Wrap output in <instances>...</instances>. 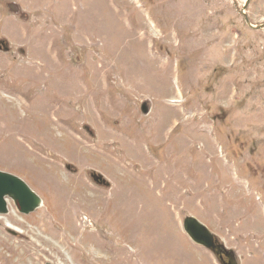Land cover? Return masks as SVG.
Wrapping results in <instances>:
<instances>
[{
  "label": "rangeland",
  "instance_id": "1",
  "mask_svg": "<svg viewBox=\"0 0 264 264\" xmlns=\"http://www.w3.org/2000/svg\"><path fill=\"white\" fill-rule=\"evenodd\" d=\"M247 19L264 25V0H0V170L43 200L9 199L0 264H221L188 215L264 264V28Z\"/></svg>",
  "mask_w": 264,
  "mask_h": 264
},
{
  "label": "water",
  "instance_id": "2",
  "mask_svg": "<svg viewBox=\"0 0 264 264\" xmlns=\"http://www.w3.org/2000/svg\"><path fill=\"white\" fill-rule=\"evenodd\" d=\"M255 28L261 29L264 28V25ZM142 110L148 113L146 105L142 106ZM7 198L12 199L20 212L25 215L33 213L42 206L40 196L25 181L16 175L0 170V215L9 212ZM183 228L195 243L213 251L220 259L226 256L228 261L223 262V264H238L235 252L221 243L216 235L198 218L186 216L183 220Z\"/></svg>",
  "mask_w": 264,
  "mask_h": 264
},
{
  "label": "bare ground",
  "instance_id": "3",
  "mask_svg": "<svg viewBox=\"0 0 264 264\" xmlns=\"http://www.w3.org/2000/svg\"><path fill=\"white\" fill-rule=\"evenodd\" d=\"M179 125V124H178ZM137 171H139V169L138 168H135Z\"/></svg>",
  "mask_w": 264,
  "mask_h": 264
},
{
  "label": "flooded vegetation",
  "instance_id": "4",
  "mask_svg": "<svg viewBox=\"0 0 264 264\" xmlns=\"http://www.w3.org/2000/svg\"><path fill=\"white\" fill-rule=\"evenodd\" d=\"M1 66H4V65H1ZM1 66H0V67H1Z\"/></svg>",
  "mask_w": 264,
  "mask_h": 264
}]
</instances>
